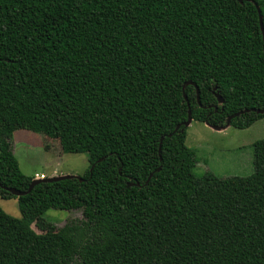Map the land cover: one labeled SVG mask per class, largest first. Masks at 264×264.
<instances>
[{
    "label": "trees",
    "instance_id": "16d2710c",
    "mask_svg": "<svg viewBox=\"0 0 264 264\" xmlns=\"http://www.w3.org/2000/svg\"><path fill=\"white\" fill-rule=\"evenodd\" d=\"M252 1L0 0V199L21 213L0 206V264H264V139L251 175L220 178L195 173L183 126L188 103L213 126L264 117ZM19 130L85 154L82 180L4 189L34 180L13 153ZM49 210L82 218L37 233Z\"/></svg>",
    "mask_w": 264,
    "mask_h": 264
},
{
    "label": "rangeland",
    "instance_id": "374dc122",
    "mask_svg": "<svg viewBox=\"0 0 264 264\" xmlns=\"http://www.w3.org/2000/svg\"><path fill=\"white\" fill-rule=\"evenodd\" d=\"M264 139V117L247 129L233 126L217 131L207 123L193 120L186 131V145L194 151L196 174L213 172L220 178L246 177L254 172L253 145ZM51 146L45 135L16 131L12 149L21 172L33 179L71 175L82 177L89 167L85 154H64L57 140ZM1 208L21 218L16 199H0ZM81 219L80 211L49 210L32 225L37 233L56 231L70 219ZM47 227L48 229H46Z\"/></svg>",
    "mask_w": 264,
    "mask_h": 264
},
{
    "label": "water",
    "instance_id": "95a60500",
    "mask_svg": "<svg viewBox=\"0 0 264 264\" xmlns=\"http://www.w3.org/2000/svg\"><path fill=\"white\" fill-rule=\"evenodd\" d=\"M237 1H238L239 3H241V4L244 3V1H251V2H253L252 0H237ZM255 5H256V4H255ZM256 8H257V11H258V14H259L260 26H261V31H262L263 40H264L263 17H262V15H261V10H260V8H259L258 5H256ZM186 85H194V84H193L192 82H188V83H186ZM186 85H185V86H186ZM215 97H216V99H217V104H218V105H223V104H224V99L222 98V96H221L219 93H215ZM184 98H185V100H187V96H186L185 94H184ZM197 99H198V101H199V89H198V88H197ZM199 103H200V102H199ZM211 108H213L214 111L217 112L218 106H217V105H212ZM253 112H256V113L259 114V115H264V109H262V110H257V111L253 110ZM245 113H249V111L238 112V113H236V114H234V115L228 117V118H227V121H226V123H225V125H223V126H213V125H210V124H208V123H207V124H208L210 127H212L214 130L222 131V130H225V129H227L228 127L231 126V122H232V120H233L234 118L239 117V116H241L242 114H245ZM192 122H193L192 110H191L190 105H189V103H188V119H187L186 122L183 123V126H184L185 128H188V127L192 124ZM180 127H181V126H178V127L176 128V130L174 131V133L177 132V131L180 129ZM170 136H171V135H170ZM100 161H101V160H100ZM100 161H99V162H100ZM93 168H94V167H92L91 170H90L91 173L93 172ZM158 170H160V169H158ZM73 178H77V179H79V180H82L81 177H76V176H71V175H65V176H58V177H52V178H40V179H34V180L32 181V183L30 184V187L28 188V190H27V191H24V192L19 191V190H16V189H12V188H4V189H6L8 192H10V193H11L12 195H14L15 197H21V196H25V195L29 194V193L33 190V188H34L36 185H38V184H40V183H42V182H59V181H62V180L73 179ZM150 178H151V177H150ZM150 178L148 179V181L150 180ZM148 181H147V183H148ZM134 185H135V186H141V184L138 183V182H136V183H129V186H134Z\"/></svg>",
    "mask_w": 264,
    "mask_h": 264
}]
</instances>
